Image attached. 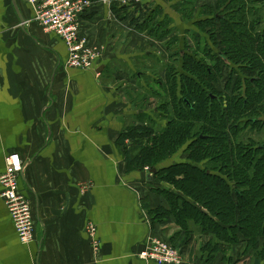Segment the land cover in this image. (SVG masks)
Segmentation results:
<instances>
[{"label":"crops","instance_id":"0c3cea01","mask_svg":"<svg viewBox=\"0 0 264 264\" xmlns=\"http://www.w3.org/2000/svg\"><path fill=\"white\" fill-rule=\"evenodd\" d=\"M109 1L97 0L82 18V35L106 47L103 40L114 42L120 30H135L142 17L129 7H138L134 3L115 1L114 10ZM173 3L141 5L147 12L160 7L181 27ZM33 17L25 1L0 0V176L6 157L19 154L25 164L20 189L36 229L33 241H20L0 185V264H155L141 258L153 239L179 246L184 264H207L202 248L211 238L197 233L188 243L173 214L154 220L151 211L168 209L160 193L167 186L150 182L145 170H128L118 141L127 127H137L141 112L113 85L111 75L124 74L110 68L114 52L106 51L95 69L69 68L65 43ZM129 52L120 60L128 63ZM222 257L212 264H224Z\"/></svg>","mask_w":264,"mask_h":264},{"label":"trees","instance_id":"16d2710c","mask_svg":"<svg viewBox=\"0 0 264 264\" xmlns=\"http://www.w3.org/2000/svg\"><path fill=\"white\" fill-rule=\"evenodd\" d=\"M172 1L171 12L192 22L197 32L185 37L197 45L187 51V38L178 39L174 18L160 7L129 6L142 15L140 33L169 39L168 56L154 47L141 57L140 71L135 66L139 92L126 91L125 98L141 112L139 124L125 129L118 146L129 171L156 170L148 180L167 186L160 193L168 209L151 211L154 220L173 214L188 243L197 233L211 238L202 248L207 264L219 254L224 264L248 258L264 264V0ZM198 34L219 54L209 52L205 36L196 41ZM225 67L230 73L222 83ZM143 94L156 101L151 113ZM180 154L184 161L175 160ZM239 245L243 257L236 261Z\"/></svg>","mask_w":264,"mask_h":264},{"label":"built area","instance_id":"2783aa9c","mask_svg":"<svg viewBox=\"0 0 264 264\" xmlns=\"http://www.w3.org/2000/svg\"><path fill=\"white\" fill-rule=\"evenodd\" d=\"M32 6L36 22L44 31L59 37L68 49L66 66L79 71L95 69L100 61L99 48L82 35V18L95 6L94 0H22ZM110 3L109 0H102ZM144 0H124L141 4ZM17 153L5 159V172L0 176L1 198L13 218L20 241L29 244L35 238V220L29 199L20 189V179L25 169ZM148 173L151 170L146 168ZM93 229L91 233H93ZM141 258L155 264H180L181 252L170 242L151 241Z\"/></svg>","mask_w":264,"mask_h":264},{"label":"rangeland","instance_id":"374dc122","mask_svg":"<svg viewBox=\"0 0 264 264\" xmlns=\"http://www.w3.org/2000/svg\"><path fill=\"white\" fill-rule=\"evenodd\" d=\"M210 1L213 2L212 0H210ZM214 1H216V0H214ZM94 2L96 4L97 0H94ZM201 3L205 4V3H209V1L208 0H202ZM82 21H83V19H82ZM182 23H186V22L178 23V25L181 26L180 28L175 27V30L178 29V31H176V33L178 35V39L184 38L186 34H187V37L190 38L192 33H186L185 34V31H184L185 24H182ZM119 29H121V28H119ZM135 30H132V29L126 30L125 29V30H122L123 32L120 30L119 33H122V34L120 35V37H116L114 42H111V41L107 42V39L103 40V44H106L107 47L105 45H98L96 43H93L92 41H90L88 39L89 43L94 44L95 46H97L99 48L100 60L104 59V55L106 54V51L107 52L109 51V53H113L114 52V54L116 55V56H113L111 58L113 60V62H111L110 68L113 71L114 70H117V71L118 70H122L124 72V74H123V76L120 74L119 77H114L111 74L110 75H111V77H113L112 79L114 80L113 81V83H114L113 85H114L115 89H117V90L120 89L119 92H121L123 94H124L125 91H130L131 93H135V94H137L139 92V88H138L137 85L140 84V83L138 82L137 73H138V71H140L139 68H141V67H139V66H140V63H142V62H140V59H142L141 57H143V54H144L145 51H153L155 49L154 47H156V49H158V54L159 55H162V56H165V57L168 56L167 51H165V44L167 43V41L169 39L168 40H164L163 43H159V42H157V43L156 42L155 43L154 42H149L148 43V40L142 37L141 34H143V33H140V31H138L136 29V27H135ZM197 39L198 38H196V41L199 40V39L198 40ZM181 40L183 41V39H181ZM187 42L188 43L190 42L189 44L187 43V47H189V45H191L192 47H193V45H197L196 42L193 43L188 38H187ZM123 44H126V46H123ZM181 45L184 46L183 44H181ZM213 48L215 49V51H217V50L219 51L220 50L219 46H213ZM127 50L131 51L129 53H126L127 56H129L130 59H129L128 63H125L124 60L122 61L120 59H121V56L124 55L125 51L127 52ZM187 50L189 51L190 49L188 48ZM140 53H142V54H140ZM116 57H119V58L116 59ZM124 57H126V56L124 55ZM107 58H109V56H107ZM199 59H200V57H199ZM209 60L210 59L207 60V63H209ZM135 66L138 67V71H136ZM163 73H162V76H163L162 77V81L165 82ZM225 74H226V81H227V76L229 75V72H227ZM109 80H110L109 82H112L111 79H109ZM154 90L156 92H158L157 89H154ZM154 90H153V94H154ZM143 96L148 100L145 103V105H146L145 107H147L146 111L148 113L149 112L151 113V111H153V108L156 107V105H155L156 101L152 100V97L150 95L143 94ZM126 100H128V99H126ZM127 102L129 103L130 101L128 100ZM148 175L152 176L151 179H153L155 177V174H153L151 172H148ZM156 183H158V182L156 181L155 184ZM1 189H2V186H1ZM1 192H2V190H1ZM35 231H36V229H35ZM240 238H241L242 241L244 240V237L242 235H240ZM156 240L157 241H162V242H168V243L170 242V241L162 240V239H153V241H156ZM170 244H172L173 246H175L176 248H178L180 250L181 258H182V261H181L180 264H184V261H185L184 254L182 253V250L180 249V247L177 246L176 244L172 243V242H170ZM239 246L240 247H235V252H236V255L241 260V257H243V255L241 253V250H242L243 246L242 245H239ZM236 255H234V257ZM222 260H223V257H222ZM241 262H242V264H247V263H252L253 264L252 258H250V259L249 258L248 259H242Z\"/></svg>","mask_w":264,"mask_h":264},{"label":"flooded vegetation","instance_id":"af4514ba","mask_svg":"<svg viewBox=\"0 0 264 264\" xmlns=\"http://www.w3.org/2000/svg\"><path fill=\"white\" fill-rule=\"evenodd\" d=\"M186 24H190L191 26V29L189 30V32H191V30H193V31H195V32H197L193 27H192V22H189V23H186ZM188 32V33H189ZM186 36V35H185ZM202 36H205L206 37V43H208L211 47L209 48V52L213 55H215V54H219V52H218V50L217 51H215V49L214 48H212L213 47V45H212V43H213V41H211V39L207 36V35H205V34H201V35H196V37L198 38V39H201V37ZM186 38L187 37H184V38H180V39H183V41H184V39L186 40ZM208 46V45H207ZM190 48V50H191V45L189 46ZM189 50V51H190ZM188 51V50H187ZM191 52V51H190ZM216 52H218V53H216ZM209 62L211 63L212 62V60L210 59L209 60ZM210 63H207V65H211ZM227 72H229L230 73V70H229V68H227V67H225L224 69H223V72H222V80H221V82L222 83H225L226 82V74L225 73H227ZM175 160H178V161H184L185 160V156H184V154H180V156H177L176 157V159Z\"/></svg>","mask_w":264,"mask_h":264},{"label":"water","instance_id":"95a60500","mask_svg":"<svg viewBox=\"0 0 264 264\" xmlns=\"http://www.w3.org/2000/svg\"><path fill=\"white\" fill-rule=\"evenodd\" d=\"M137 6H138V7H142L141 4H137ZM103 68H104V67H102L101 69H99L97 72H98V73H101L102 70H103ZM151 173L155 174V173H156V170H152ZM151 178H152V176L150 175V176L148 177V179H149V180H152Z\"/></svg>","mask_w":264,"mask_h":264},{"label":"bare ground","instance_id":"6f19581e","mask_svg":"<svg viewBox=\"0 0 264 264\" xmlns=\"http://www.w3.org/2000/svg\"><path fill=\"white\" fill-rule=\"evenodd\" d=\"M33 210V209H32Z\"/></svg>","mask_w":264,"mask_h":264}]
</instances>
